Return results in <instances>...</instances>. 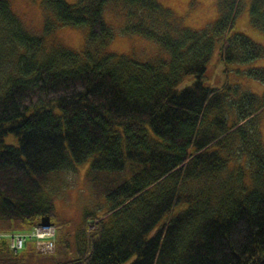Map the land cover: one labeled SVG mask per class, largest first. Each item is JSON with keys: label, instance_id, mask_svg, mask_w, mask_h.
Instances as JSON below:
<instances>
[{"label": "trees", "instance_id": "trees-1", "mask_svg": "<svg viewBox=\"0 0 264 264\" xmlns=\"http://www.w3.org/2000/svg\"><path fill=\"white\" fill-rule=\"evenodd\" d=\"M215 1L216 20L194 30L158 0H43L37 34L0 0V234L54 225L59 253L3 239L0 264H264V93L227 77L264 83V68L248 67L264 47L228 34L243 0ZM249 20L264 33V0L250 1ZM65 26L86 28L81 51L49 41ZM118 33L158 51L108 52ZM86 162L107 207L70 231L55 184Z\"/></svg>", "mask_w": 264, "mask_h": 264}, {"label": "rangeland", "instance_id": "rangeland-1", "mask_svg": "<svg viewBox=\"0 0 264 264\" xmlns=\"http://www.w3.org/2000/svg\"><path fill=\"white\" fill-rule=\"evenodd\" d=\"M13 13L21 19L23 24L32 30L34 33L41 34L44 28L45 10L42 4L43 0H8ZM251 0H243V12L236 19L234 25L229 30V35L241 33L242 35L250 38L257 44L264 47V38H253L251 31L258 32L259 30L248 27L249 8ZM69 4H76L78 0H66ZM158 3L165 8H168L173 13L174 17L179 23L186 28L199 30L204 28L207 23L213 22L217 15V6L215 0H158ZM104 19L115 29L123 25L124 18L121 16L116 17L111 12V7H108L104 12ZM252 34V35H250ZM264 34V33H263ZM58 41L64 46L81 51L85 45L86 28L84 27H60L49 41ZM108 52L115 54H135L141 57H150L158 51V47L141 38V37H123L119 33L114 37L107 47ZM210 72L215 74L223 69V64L218 62L215 67L213 65L216 61V55L213 53ZM251 68H264V58L259 59L252 63ZM236 69V66L231 67ZM210 74V75H211ZM229 83H238L242 85L244 90L252 93L262 95L264 93V83L257 80L249 79L244 75H239L234 72L227 73ZM192 77L186 78L180 85V89L192 83ZM214 81V80H212ZM219 86V85H217ZM260 130L262 140L264 143V114L260 117ZM5 146L17 147L19 144L18 138L13 134H7L3 139ZM89 162L77 166V170L73 172H65L60 174L55 184L54 206L56 209V216L60 220H70V228L79 227L83 223V217L86 212H103L106 210L107 202L104 198H99L94 195L90 184L88 183L86 172L88 170ZM40 225L37 224L30 228L24 229L23 226L16 228L14 233L21 231H28V234L35 232ZM50 225V224H48ZM54 226V225H53ZM23 229V230H21ZM21 230V231H20ZM27 246L34 248L35 239L29 240ZM55 257L59 255L58 251L54 254Z\"/></svg>", "mask_w": 264, "mask_h": 264}, {"label": "built area", "instance_id": "built-area-1", "mask_svg": "<svg viewBox=\"0 0 264 264\" xmlns=\"http://www.w3.org/2000/svg\"><path fill=\"white\" fill-rule=\"evenodd\" d=\"M56 227L53 225H40L32 234L28 231L18 233L0 234V241L8 240L10 250L20 252L25 249L29 240L35 239V246L39 253L52 254L55 251Z\"/></svg>", "mask_w": 264, "mask_h": 264}, {"label": "crops", "instance_id": "crops-1", "mask_svg": "<svg viewBox=\"0 0 264 264\" xmlns=\"http://www.w3.org/2000/svg\"><path fill=\"white\" fill-rule=\"evenodd\" d=\"M217 16H218V13H217L215 19L217 18ZM247 24H249L248 27H252V25H251V23H250V20H249V17H248V22H247ZM251 33H253V35L250 34V35H252L253 38H264V34H263L262 32H260V31L255 32V31L253 30V31H251Z\"/></svg>", "mask_w": 264, "mask_h": 264}]
</instances>
